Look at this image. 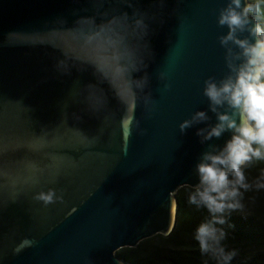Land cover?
<instances>
[{"label":"water","instance_id":"obj_1","mask_svg":"<svg viewBox=\"0 0 264 264\" xmlns=\"http://www.w3.org/2000/svg\"><path fill=\"white\" fill-rule=\"evenodd\" d=\"M228 2L140 0L153 17L144 92L154 103L137 107L139 125L125 137L111 97L97 115L71 102L73 82L88 73L61 75L52 49L21 42L57 17L71 22L84 0H0V264H127L117 251L172 232L175 194L197 182L201 154L230 135H196L216 122L202 89L227 73V28L216 19ZM196 111L209 119L181 132ZM48 188L63 201L33 199Z\"/></svg>","mask_w":264,"mask_h":264},{"label":"clouds","instance_id":"obj_2","mask_svg":"<svg viewBox=\"0 0 264 264\" xmlns=\"http://www.w3.org/2000/svg\"><path fill=\"white\" fill-rule=\"evenodd\" d=\"M84 3L87 6L74 11L71 22L57 17L21 42L52 49L57 54L54 68L61 75L88 73L91 80L73 82L71 102L97 115L107 111L111 97L121 109L119 128L125 137L130 136L139 125L137 107L154 103L144 92L148 85L144 70L151 56L147 37L153 17L141 9L140 0ZM159 3L162 6L163 0ZM216 23L227 28L219 37L226 49L227 73L219 80L211 76L204 80L202 95L216 122L198 129L196 135L202 143L225 132L230 135L222 146L211 145L201 154L194 169L197 182L185 184L184 190L187 203L205 212L192 233L201 256L215 264H232L239 253L225 243L228 230L234 228L231 216L245 213L246 194L264 192V168L254 178L248 176L250 168L264 163V0H229ZM243 33L247 35L241 38ZM66 108L67 103L62 109L64 123ZM73 117L80 120L75 113ZM208 119L206 112L196 111L179 129L183 132ZM69 129L88 139L79 128ZM33 199L47 207L62 202L63 194L48 188L34 193Z\"/></svg>","mask_w":264,"mask_h":264},{"label":"trees","instance_id":"obj_3","mask_svg":"<svg viewBox=\"0 0 264 264\" xmlns=\"http://www.w3.org/2000/svg\"><path fill=\"white\" fill-rule=\"evenodd\" d=\"M264 163L248 170L249 179L259 174ZM176 220L167 236L156 235L143 240L134 248H123L116 255L127 264H215L202 257L192 233L205 215L187 203L184 187L175 194ZM244 214L233 213L225 243L236 248L238 256L232 264H264V192H252L245 197Z\"/></svg>","mask_w":264,"mask_h":264}]
</instances>
